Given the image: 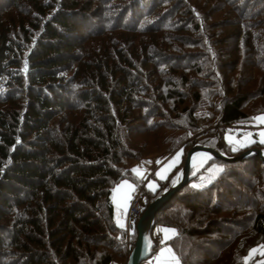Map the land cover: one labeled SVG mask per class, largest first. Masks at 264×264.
<instances>
[{
    "label": "trees",
    "instance_id": "trees-1",
    "mask_svg": "<svg viewBox=\"0 0 264 264\" xmlns=\"http://www.w3.org/2000/svg\"><path fill=\"white\" fill-rule=\"evenodd\" d=\"M261 114L264 0H0V264H126L112 194L133 165L184 152L144 211L194 145L264 152L224 142ZM211 162L156 214L150 257L169 228L179 264H255L264 162Z\"/></svg>",
    "mask_w": 264,
    "mask_h": 264
},
{
    "label": "rangeland",
    "instance_id": "rangeland-1",
    "mask_svg": "<svg viewBox=\"0 0 264 264\" xmlns=\"http://www.w3.org/2000/svg\"><path fill=\"white\" fill-rule=\"evenodd\" d=\"M222 16L223 14H217L216 12L215 15L212 16L213 21L219 20V18L222 19ZM257 117H264V114L258 115ZM261 133H264V123L254 119L245 127H239L226 132L224 135V142L229 146V149L234 152L247 148L255 142L264 146V143H261V140L264 139ZM183 154V150H177L169 156H152L133 165L131 170L134 178L123 180L113 188L112 202L115 207V220L117 223L123 220L127 214L130 206V197L142 191L151 193L156 191L160 186V182L167 179L174 168L180 165ZM209 160L210 157L202 155L195 158L190 175H194L200 171L202 172L199 174L197 181L191 183L192 186L202 188L208 185L219 171L223 169V166L216 162H211L205 168V163ZM198 161H203V163H198ZM145 203L143 199V204L145 205ZM174 234L175 231L173 229H161L160 236L162 238V243L156 248L155 257H149L143 264H151L153 261V264H179L173 250L166 243ZM251 259H255V264H264V246L251 249L245 258L246 263Z\"/></svg>",
    "mask_w": 264,
    "mask_h": 264
},
{
    "label": "water",
    "instance_id": "water-1",
    "mask_svg": "<svg viewBox=\"0 0 264 264\" xmlns=\"http://www.w3.org/2000/svg\"><path fill=\"white\" fill-rule=\"evenodd\" d=\"M252 154L258 155L264 162V153L261 150H248L238 156L227 157L220 152L202 145H194L187 153L184 165L170 188L156 197L144 210L137 222V238L134 247L127 258V264H142L151 253L152 241L151 230L156 214L173 198V196L190 180V170L194 160L199 155L208 156L210 159H221L226 161L242 160Z\"/></svg>",
    "mask_w": 264,
    "mask_h": 264
},
{
    "label": "built area",
    "instance_id": "built-area-1",
    "mask_svg": "<svg viewBox=\"0 0 264 264\" xmlns=\"http://www.w3.org/2000/svg\"><path fill=\"white\" fill-rule=\"evenodd\" d=\"M143 211V196L142 194L135 193L130 197V206L123 221V228L126 235V243L129 246L132 236L136 232L137 222ZM157 242L160 243V239L157 238Z\"/></svg>",
    "mask_w": 264,
    "mask_h": 264
},
{
    "label": "snow or ice",
    "instance_id": "snow-or-ice-1",
    "mask_svg": "<svg viewBox=\"0 0 264 264\" xmlns=\"http://www.w3.org/2000/svg\"><path fill=\"white\" fill-rule=\"evenodd\" d=\"M254 119L260 120L262 123H264V117H256ZM261 136H264V133H261ZM261 143H264V139L261 140ZM177 159H178V157H177ZM161 178H163V177H161ZM129 187H131V186H129ZM121 226H123V225H121ZM253 251H255V250H253Z\"/></svg>",
    "mask_w": 264,
    "mask_h": 264
},
{
    "label": "clouds",
    "instance_id": "clouds-1",
    "mask_svg": "<svg viewBox=\"0 0 264 264\" xmlns=\"http://www.w3.org/2000/svg\"><path fill=\"white\" fill-rule=\"evenodd\" d=\"M264 153V152H263ZM200 156V155H199ZM197 158V157H196ZM191 171V170H190ZM178 176V175H177ZM190 176V175H189ZM177 178V177H176ZM175 181V180H174ZM141 194H142V196H143V199H144V192L142 191V192H140ZM144 205V204H143ZM143 208H144V206H143ZM142 212H144V211H142ZM142 215V214H141ZM141 217V216H140ZM140 219V218H139ZM137 227V226H136ZM124 229V228H123ZM125 231V230H124ZM136 232H137V229H136ZM158 243V242H157ZM161 243H162V238H161V240H160V243H158V245H161Z\"/></svg>",
    "mask_w": 264,
    "mask_h": 264
},
{
    "label": "crops",
    "instance_id": "crops-1",
    "mask_svg": "<svg viewBox=\"0 0 264 264\" xmlns=\"http://www.w3.org/2000/svg\"><path fill=\"white\" fill-rule=\"evenodd\" d=\"M198 163H203V161H198ZM202 166H203V165H202ZM119 223H122V220H121ZM119 223H118V224H119Z\"/></svg>",
    "mask_w": 264,
    "mask_h": 264
}]
</instances>
